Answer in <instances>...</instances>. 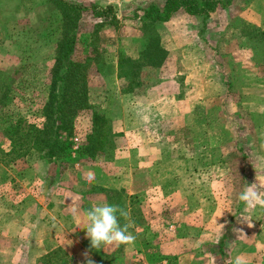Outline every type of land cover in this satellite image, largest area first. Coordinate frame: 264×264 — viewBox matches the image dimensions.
I'll return each mask as SVG.
<instances>
[{"label":"rangeland","instance_id":"rangeland-1","mask_svg":"<svg viewBox=\"0 0 264 264\" xmlns=\"http://www.w3.org/2000/svg\"><path fill=\"white\" fill-rule=\"evenodd\" d=\"M133 1L114 5L117 23L99 29L102 20L84 13L73 54L83 60L93 48L88 102L119 134L112 155L77 154L90 129L93 111H85L74 120L68 156L45 164L33 150L4 155V131L17 118L42 128L60 21L43 0H0V264H21L24 252L54 235L60 243L40 264H84L86 250L95 264H235L237 257L264 264V250L245 236L247 221L264 219V208L238 198L248 184L264 192V174L245 175L264 167V107L253 106L264 102V30L254 0H231L235 17L217 7L207 19L177 11L156 24L165 58L142 69L138 90L121 95L116 77L108 79L116 56L136 57L146 39L136 21L144 0ZM118 182L125 188L103 187ZM103 203L125 208L134 221L135 243L112 246L110 255L90 249L84 229L85 210ZM8 219L28 222L9 226Z\"/></svg>","mask_w":264,"mask_h":264},{"label":"trees","instance_id":"trees-1","mask_svg":"<svg viewBox=\"0 0 264 264\" xmlns=\"http://www.w3.org/2000/svg\"><path fill=\"white\" fill-rule=\"evenodd\" d=\"M220 1L164 0L160 5L150 3L139 7V16L134 17L146 39L136 57L117 54L115 77L120 85L119 93L132 95L142 85L140 79L142 69H155L162 64L166 52L156 33V24L167 22L177 11L192 17L206 18L217 7L226 8L231 2L229 0L228 4H221ZM43 2L52 8L60 21V33L54 43L53 62L49 70L47 99L41 109L44 123L41 129L21 118L8 124L4 135L8 139L9 150L3 154L21 158L33 150L39 154V158L45 164H60L68 156L74 120L82 112L93 111L88 102L86 83V67L88 58L93 53L92 46L90 45L88 56L83 60L77 61L73 58L79 22L86 12L91 13L93 18L102 20L96 26L98 29L106 24H116L117 18L111 6L84 7L66 0H43ZM258 34H263V31L259 30ZM261 65L264 66V59L261 60ZM118 136V133L113 132L111 122L93 111L90 115L89 132L85 136L84 143L78 147L77 154L91 160L98 154L110 157L114 149L113 140Z\"/></svg>","mask_w":264,"mask_h":264},{"label":"clouds","instance_id":"clouds-1","mask_svg":"<svg viewBox=\"0 0 264 264\" xmlns=\"http://www.w3.org/2000/svg\"><path fill=\"white\" fill-rule=\"evenodd\" d=\"M88 179L91 180V174ZM238 198L247 208L257 206L264 208V192L256 187V183L248 184ZM84 220L86 222L85 235L90 240V249L101 250L112 246H130L135 243L136 237L130 231L134 221H132L130 213L119 205L110 203L93 205L85 210ZM121 220H124L125 223L121 224ZM248 226L252 227L253 225L250 222ZM82 255L84 264H95L90 250H86ZM235 264H245V262L241 257H237Z\"/></svg>","mask_w":264,"mask_h":264},{"label":"crops","instance_id":"crops-1","mask_svg":"<svg viewBox=\"0 0 264 264\" xmlns=\"http://www.w3.org/2000/svg\"><path fill=\"white\" fill-rule=\"evenodd\" d=\"M87 1H92V2H94V3H96L97 5H100L102 2H104V1H106V6H111V7H114V5H117L118 4V2L120 3H122V1L123 2H132V3H134V1L133 0H87ZM136 1V0H135ZM143 1V0H142ZM139 3L141 2V1H138ZM164 2V0H160V1H154V0H144L143 1V3H144V5L143 4H137V6L138 7H143V6H145V5H147V4H150V3H155V4H158V5H160V4H162ZM111 3H113V4H111ZM231 3H233V1L231 2ZM124 4V3H123ZM126 4V3H125ZM142 5V6H141ZM251 6L252 7H255V8H253V9H258V12H257V15L259 16L258 17V19H256L257 20V25H258V27H259V29H261V30H264V0H254V1H251ZM231 6L229 5L228 7H227V9L228 8H230ZM226 9V10H227ZM228 11H230L229 9H228ZM227 11V12H228ZM215 12V11H214ZM213 12V13H214ZM213 13H211V14H209L206 18H204V19H207L209 16H211ZM230 13V15L228 16V18H230V17H235V16H233L234 14H233V12H229ZM239 14H241V12L240 13H238L237 12V16L239 15ZM198 17V16H197ZM202 20H203V18L202 17H200ZM112 77H114L115 78V76L114 75H110V76H108V79H111ZM104 81H108L107 80V78H105L104 79ZM132 97V96H131ZM133 98V102H135L136 100H138V97L136 96H134V97H132ZM253 106H255L254 108H255V110L257 111L258 109H260V108H262L263 109V107H264V102L261 104V105H258V104H255V105H253ZM252 106V107H253ZM262 109H261V111H262ZM137 145V144H136ZM139 145H141V144H138V146ZM138 161H141L139 158H138ZM261 165L262 166H264V159L263 160H261ZM264 167H262V172H254L253 171V169H250V170H246V172H245V175H246V178H248V179H253L255 176H261L262 175V177H263V174H264ZM107 183H109V184H111V182L109 181V180H107ZM121 182H118V186H110V185H108V186H103L104 188H107V189H109V188H116V187H121V188H125V186H122V183L120 184ZM116 184H117V181H116ZM109 187V188H108ZM53 220L54 219H52V222H53ZM27 220H24L23 222L22 221H20V220H9L8 219V223H9V226H10V224L12 225V223H13V225L15 226L16 224H20V225H23V224H26L27 225ZM252 223V227H249L248 226V223ZM56 223H57V221H56ZM53 225H55V223L53 224ZM246 227H248L250 230H248L249 231V234H247V232H246V237L247 238H249L251 241H253V240H255V242L256 243H258L259 244V247H260V250H264V219H260L259 221H252V220H248L247 221V224H246ZM58 236L56 235H54V236H52V237H48L47 239H44V238H42V242L40 243V244H37L36 245V249L34 250V249H30V250H28V251H26V252H24L23 253V255L21 256V258H19V259H24V262L23 261H20L21 262V264H40L39 263V261H40V258H42L44 255H46L49 251H51V250H53V249H55L58 245H59V241H58ZM72 239V241H74V242H76V239H73V238H71ZM45 244H48V246H49V248L48 249H45V247H46V245ZM107 248H109L110 250H107ZM107 248H104V249H102V253L104 254V255H110L111 254V252L113 251V248L112 247H107ZM82 254H80V256H81ZM68 256H71L72 258H78V252H75V253H72V251H70V254H68ZM20 257V256H19ZM11 263H13V261L12 262H10V263H8V264H11Z\"/></svg>","mask_w":264,"mask_h":264}]
</instances>
